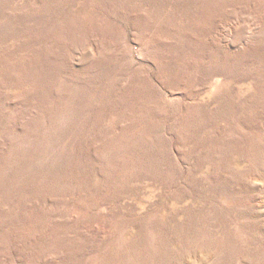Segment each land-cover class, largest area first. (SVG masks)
Listing matches in <instances>:
<instances>
[{
    "label": "rangeland",
    "instance_id": "1",
    "mask_svg": "<svg viewBox=\"0 0 264 264\" xmlns=\"http://www.w3.org/2000/svg\"><path fill=\"white\" fill-rule=\"evenodd\" d=\"M0 264H264V0H0Z\"/></svg>",
    "mask_w": 264,
    "mask_h": 264
}]
</instances>
